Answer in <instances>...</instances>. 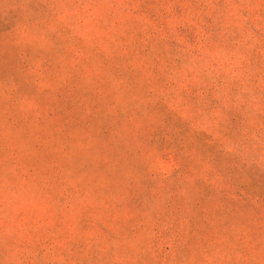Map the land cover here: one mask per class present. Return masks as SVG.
<instances>
[{"label": "rangeland", "instance_id": "1", "mask_svg": "<svg viewBox=\"0 0 264 264\" xmlns=\"http://www.w3.org/2000/svg\"><path fill=\"white\" fill-rule=\"evenodd\" d=\"M0 264H264V0H0Z\"/></svg>", "mask_w": 264, "mask_h": 264}]
</instances>
